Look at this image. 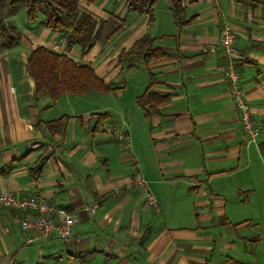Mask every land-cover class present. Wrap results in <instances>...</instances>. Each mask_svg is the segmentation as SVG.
I'll return each mask as SVG.
<instances>
[{
  "label": "crops",
  "instance_id": "obj_1",
  "mask_svg": "<svg viewBox=\"0 0 264 264\" xmlns=\"http://www.w3.org/2000/svg\"><path fill=\"white\" fill-rule=\"evenodd\" d=\"M8 1L0 0V22L17 27L20 41L0 48V193L66 208L80 241L28 245L30 233L17 220L22 213L4 210L0 264H264V0H181V24L168 0L163 23L160 0L153 17L130 9L128 0L83 3L102 25L88 53L64 50L59 34L40 20L29 23L25 12L10 13ZM225 24L236 33L241 89L260 130L256 142L243 130L222 56L203 52L218 48ZM140 40L166 54L149 63L130 57V72L134 58L147 69L130 112L95 102L89 110L71 95L55 104L37 95L27 69L35 49L90 66L114 92L125 89L113 82L125 71L120 58ZM151 75L159 83L153 91L170 100L148 120L137 99ZM116 130L127 142L114 137ZM138 173L158 209L134 185ZM94 205L95 214L86 211Z\"/></svg>",
  "mask_w": 264,
  "mask_h": 264
},
{
  "label": "trees",
  "instance_id": "obj_2",
  "mask_svg": "<svg viewBox=\"0 0 264 264\" xmlns=\"http://www.w3.org/2000/svg\"><path fill=\"white\" fill-rule=\"evenodd\" d=\"M98 0H9L10 13L24 11L29 23H37L42 14V24L53 33L59 34L65 43L67 50L80 48L83 53L90 52L96 45L102 25L91 12L82 8V4H95ZM158 0H128L129 8L139 13L153 17V8ZM179 24H181L183 9L181 0H168ZM4 41L0 48H14L20 41V33L17 27L7 25L3 28ZM145 43L140 40L134 47ZM124 53L122 59H126L132 53ZM146 62L161 58L166 53L162 49H146L138 53ZM27 69L33 77L37 95L48 96L52 103H57L62 97L71 95L80 97L91 92L108 93L112 88L108 87L96 72L88 65H81L63 54H57L46 47L35 49L28 57ZM159 85L151 75V82L143 95L139 96L137 103L143 110L146 119L150 120L158 114L161 107L169 103V95H162L153 91ZM100 121L106 120V115H99Z\"/></svg>",
  "mask_w": 264,
  "mask_h": 264
},
{
  "label": "built area",
  "instance_id": "obj_3",
  "mask_svg": "<svg viewBox=\"0 0 264 264\" xmlns=\"http://www.w3.org/2000/svg\"><path fill=\"white\" fill-rule=\"evenodd\" d=\"M235 41V31L229 24H225L221 31L218 48L210 46L205 48L203 52L212 55L219 52L222 56L225 63V78L230 89V95L240 114L243 130L251 142H256L257 137L260 135V130L253 119L252 106L245 100L241 89V74L235 57ZM53 50L59 51V45L53 46ZM114 137L121 143L127 142L128 138L126 134L118 130L114 132ZM133 182L135 186L143 189L147 205L153 209H158V202L155 196L151 193L139 173L135 176ZM4 210L15 211L18 214L22 213V216H17V220H19L22 229L30 233L26 240L28 245L54 237L64 241H80L74 231L77 219L66 208L57 207L36 196L18 198L13 193H0V214ZM97 210V205L86 209L92 214H95ZM25 214L27 217H24Z\"/></svg>",
  "mask_w": 264,
  "mask_h": 264
},
{
  "label": "rangeland",
  "instance_id": "obj_4",
  "mask_svg": "<svg viewBox=\"0 0 264 264\" xmlns=\"http://www.w3.org/2000/svg\"><path fill=\"white\" fill-rule=\"evenodd\" d=\"M167 6L168 4L164 0H160L159 4L156 6L157 16H159L160 21H162V23L165 22V19H166V15H165L166 8L165 7ZM24 19H27L26 15H24ZM39 20L40 22L43 20L42 14L40 15ZM4 27L6 28L7 25L2 24V22H0V44L5 39L3 38V35H2ZM61 44H63L61 46L65 50L66 46L64 42L61 41ZM55 45H58V44H55ZM145 46H146L145 43H143L140 46H138L137 50H134V52H132L129 55V57L125 56L126 59L120 58L122 63H124L125 71L123 72V74L119 75V77L115 79L113 82H114L115 87H125V89L123 90L117 89L114 92H108L106 94L91 93L87 96V98L73 97L72 99H81L79 101H82L81 103L85 105L86 107H88L89 110L97 109V107L94 104H92V102H95L98 105H103L104 107H112L114 109H121L122 111L130 112L129 105H128L130 100L132 101L136 96L140 95L146 86L147 69L145 68L143 60H141V58H138V59L134 58L132 60V62L136 64L134 65L135 66L134 72H130V69L127 67V63L129 65L130 57L137 55L139 52L141 53ZM74 101H78V100H74ZM192 222H194V219H191V223ZM186 225H187V222H186Z\"/></svg>",
  "mask_w": 264,
  "mask_h": 264
}]
</instances>
